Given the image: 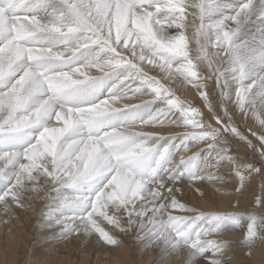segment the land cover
I'll return each mask as SVG.
<instances>
[{
	"label": "snow or ice",
	"instance_id": "obj_1",
	"mask_svg": "<svg viewBox=\"0 0 264 264\" xmlns=\"http://www.w3.org/2000/svg\"><path fill=\"white\" fill-rule=\"evenodd\" d=\"M256 178L264 0H0L5 226L42 199V227L85 248L132 234L158 264H238L242 249L255 261L264 211L188 201L235 180L216 191L238 207Z\"/></svg>",
	"mask_w": 264,
	"mask_h": 264
},
{
	"label": "bare ground",
	"instance_id": "obj_2",
	"mask_svg": "<svg viewBox=\"0 0 264 264\" xmlns=\"http://www.w3.org/2000/svg\"><path fill=\"white\" fill-rule=\"evenodd\" d=\"M238 151L241 156L249 158L252 162L257 161V157L250 156L243 145H238ZM219 171L226 173L230 171V166L222 167ZM262 183L264 181L259 178L254 179L240 198L238 207H234L235 196H226L216 191V189L234 191L237 187L235 180L227 184L207 185L208 199L202 200L198 194H194L188 202L201 206L204 210L264 211L255 206L256 197L264 196V192L261 191ZM33 203L36 211L17 210L18 219H13L7 226L0 222V264H158V251L155 248L142 249L132 234L121 236L124 241L123 247L103 244L97 246L95 237L86 248L84 242L75 237L68 240L55 238L53 233L58 232V228L49 230L42 227L41 209L46 201L36 199ZM2 219L3 214L0 213V220ZM231 238L241 239L242 232ZM261 248H264V245ZM245 251L242 249L237 252L238 264H259L264 258L258 250L255 261H252L244 255Z\"/></svg>",
	"mask_w": 264,
	"mask_h": 264
}]
</instances>
